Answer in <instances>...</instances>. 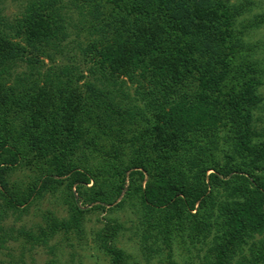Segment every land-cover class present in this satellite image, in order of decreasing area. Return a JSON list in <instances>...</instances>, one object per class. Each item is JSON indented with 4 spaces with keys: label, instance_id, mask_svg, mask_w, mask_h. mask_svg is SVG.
I'll use <instances>...</instances> for the list:
<instances>
[{
    "label": "trees",
    "instance_id": "16d2710c",
    "mask_svg": "<svg viewBox=\"0 0 264 264\" xmlns=\"http://www.w3.org/2000/svg\"><path fill=\"white\" fill-rule=\"evenodd\" d=\"M262 26L264 0L0 9V250L81 239L90 214L128 208L137 255L116 245L124 223L96 217L109 264H180L174 246L184 264H264V38L247 37ZM47 196L66 216L5 229Z\"/></svg>",
    "mask_w": 264,
    "mask_h": 264
},
{
    "label": "rangeland",
    "instance_id": "374dc122",
    "mask_svg": "<svg viewBox=\"0 0 264 264\" xmlns=\"http://www.w3.org/2000/svg\"><path fill=\"white\" fill-rule=\"evenodd\" d=\"M25 0H0V9L2 13L5 14L9 19L14 18L19 15ZM73 16H76V12L73 11ZM248 41H255L264 38V26L259 29L251 31L247 36ZM70 40H80L81 43H85L82 35L76 38V34L70 35ZM70 50H78L75 41H71L68 44ZM80 58V57H79ZM78 62V61H77ZM48 60L45 59L44 68L47 67ZM78 68L81 71H85V64L77 63ZM131 91V90H130ZM262 96L264 97V86L260 89ZM256 125L261 128L264 123V110L255 113ZM28 170L20 169L15 172L13 178L25 180ZM46 208H51L58 216H66L67 212L65 207L56 198L47 196L44 199L38 200V202H33L29 205L26 212L22 214L9 216L2 223L5 229H12L15 234L19 227H32L33 224L42 222L40 211H44ZM102 218V216H107L111 218H116L119 222L124 223L125 230L117 238L116 245L131 252L134 255L138 254V239L134 236V232L131 228L134 227L136 216H134L128 208L119 211H111L103 214H90L89 220L85 223V232L81 239L72 238L70 242L61 240L60 236L57 235L55 238L50 239L46 246L36 245L33 248H29L28 245L21 249V241L23 238L20 236L19 240L11 241L5 243L6 248L0 250V261L1 264H52V259L55 260V264H109L107 255L99 248L93 241V231L101 226L96 220V217ZM134 229V228H133ZM70 243V244H69ZM55 245L54 248L55 255L50 252V246ZM22 252V255H20ZM175 258L180 264L183 263V258L179 254V247L174 246ZM11 253V257L7 256ZM20 256V257H19ZM12 258L16 263H10L9 259ZM20 258V259H19ZM157 264V263H156Z\"/></svg>",
    "mask_w": 264,
    "mask_h": 264
}]
</instances>
